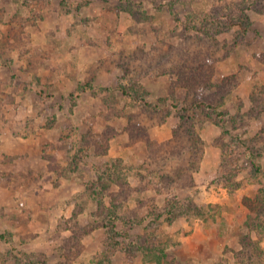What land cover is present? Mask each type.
Listing matches in <instances>:
<instances>
[{"label": "rangeland", "instance_id": "374dc122", "mask_svg": "<svg viewBox=\"0 0 264 264\" xmlns=\"http://www.w3.org/2000/svg\"><path fill=\"white\" fill-rule=\"evenodd\" d=\"M181 113L204 145L169 178ZM248 233L264 250V0H0V264H244Z\"/></svg>", "mask_w": 264, "mask_h": 264}, {"label": "trees", "instance_id": "16d2710c", "mask_svg": "<svg viewBox=\"0 0 264 264\" xmlns=\"http://www.w3.org/2000/svg\"><path fill=\"white\" fill-rule=\"evenodd\" d=\"M181 67H182L181 64H179L178 70L180 72H181ZM183 71L184 70L182 69V72ZM121 91L125 93V89L122 88ZM219 97H221V95H219ZM194 104L198 108H203V107L213 108L214 107L211 103L205 102V101H195ZM183 109H187V108L184 107ZM216 114L221 115L222 113L221 111H216ZM180 117L183 122L178 124L175 131L173 132L172 138L168 139L167 141L161 144L158 150L157 156H156L157 154L156 151L153 155L154 156L153 162L155 164H159L158 165L160 166L159 168H164L163 170H166L165 172L167 173L169 178L171 177L170 175H172L175 172V170L177 171V173H182V174L187 172L189 166L183 165L182 161H184V159L188 157L187 152L191 151L190 147L188 146V142L191 144H196V143L197 145L200 144V146L202 147L204 145L203 139L201 138L200 134L196 131L194 124L190 123L192 118L189 115H186L185 113H181ZM184 123H187L185 127H184ZM240 142L244 144V141L240 140ZM255 168L257 170H260L259 165H256ZM111 182H114V181L111 180ZM258 224H261V223L258 222ZM258 230L259 232H261L260 231L261 229H258ZM241 244H242L241 251L237 252L235 255V258H237L239 262L244 263V264H256L252 257V254H253L252 247L256 251L259 252V253H256L257 260H259V258H264V250L259 245L255 244V241L251 239V236L249 233L247 236H245V238L242 239ZM247 254H248V260L245 262L243 258H244V255H247Z\"/></svg>", "mask_w": 264, "mask_h": 264}, {"label": "crops", "instance_id": "0c3cea01", "mask_svg": "<svg viewBox=\"0 0 264 264\" xmlns=\"http://www.w3.org/2000/svg\"><path fill=\"white\" fill-rule=\"evenodd\" d=\"M202 223V224H201ZM201 224V225H200ZM206 225V227H204ZM235 228V223L233 222L231 225V231L233 232L231 234V239L233 240V243H239L238 241V236L236 237L234 234L236 232ZM230 229V227H229ZM196 233H201L204 236V240L207 242L206 243V252L207 253H211L209 258H217V256H219V253H223L224 251V244L221 245V247H219V245L217 244L218 239L220 238V232L219 229H217L216 227H214V223L212 221L204 223L203 221L198 222L196 224V226L194 227V231L192 233L191 236H193ZM225 242V240H224ZM217 244V245H216ZM236 246V245H235ZM238 247V244H237ZM197 248H194L193 252L195 251V253H197L198 251H196ZM201 251H203L202 249H200Z\"/></svg>", "mask_w": 264, "mask_h": 264}]
</instances>
